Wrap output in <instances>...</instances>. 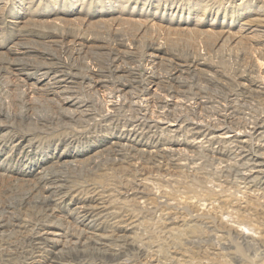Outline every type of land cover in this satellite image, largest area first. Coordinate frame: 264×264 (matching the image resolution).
<instances>
[{
	"label": "rangeland",
	"instance_id": "374dc122",
	"mask_svg": "<svg viewBox=\"0 0 264 264\" xmlns=\"http://www.w3.org/2000/svg\"><path fill=\"white\" fill-rule=\"evenodd\" d=\"M0 264H264V0H0Z\"/></svg>",
	"mask_w": 264,
	"mask_h": 264
}]
</instances>
